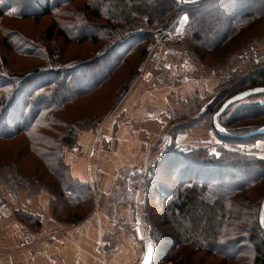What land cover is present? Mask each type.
Masks as SVG:
<instances>
[{"label":"trees","instance_id":"trees-1","mask_svg":"<svg viewBox=\"0 0 264 264\" xmlns=\"http://www.w3.org/2000/svg\"><path fill=\"white\" fill-rule=\"evenodd\" d=\"M72 1L74 0H0L1 30L4 29L3 19L6 17L37 21L52 15L49 32H54L57 25V33L68 42L103 43V52L92 60L74 64L70 62V65L64 66L55 61L54 48L51 51L43 42L27 37L22 32H8L5 29L4 36L0 37V143L23 137L24 145L28 147L23 155H34L44 164L48 173L54 176L58 189L55 190V182L53 186L44 184L46 172L28 176L26 171L17 170L15 159L22 158L21 155L1 154L0 167L10 164L14 168V171H10L16 175L11 180L15 183L14 189L9 182L7 186L13 191L20 185L29 186L33 193L42 187L49 189L54 195L53 216L64 223L84 220L95 205L93 188L71 174L66 151L63 150V147L72 149L77 146L78 133L81 129L88 128L84 126L88 120H81L76 127L72 126L59 116L66 106L97 91L133 52L140 50L142 59L147 52L146 45L152 41L156 30L170 25L180 11L188 16L185 29L179 34L180 40L194 42L196 46L192 43L190 46L203 62L207 53L214 52L221 45L243 34L252 25L264 23V0H188L186 4L176 0H84L85 4L80 8H68ZM200 2V6H192ZM143 7L148 13L144 12ZM99 19L104 22L101 23ZM173 29L176 31V26ZM261 41V37H255L242 50L231 52L230 61L237 60ZM9 53L29 59L40 57L42 62L34 68L12 71L7 68ZM244 71L250 78L248 81L240 83L238 87H235V82L227 88V82L238 75L224 78L218 91L212 94L215 100L209 108L203 113H197V117L194 113L191 117L214 122V113L226 99L246 89L264 86V56L255 58L252 55L249 66ZM130 85L131 82L125 86L124 91ZM193 104L203 107L206 100L194 99ZM188 112L181 111L179 120L174 123L175 138L190 126L193 127L191 117L188 118L187 125L180 121L182 115ZM263 113L264 101L247 100L236 110L234 120L222 125L228 132L245 134L249 130L243 132V126L231 128V124L244 117L251 118ZM99 121L88 126L95 127ZM67 126H70L68 130L62 129ZM261 126L264 124L255 125V129ZM55 130L59 140L51 134ZM219 137L230 144V148L220 147L219 155L210 154L207 148L188 150L190 152L173 148V160L175 164H180L179 172H182L180 178L183 184L179 188H169L166 181L159 179L162 178L160 165L165 162L167 154L163 153V160H158L146 170L154 167L152 177L163 183L164 215L179 230L178 236L161 237L158 241V246L167 243L168 250L157 264H203V260H194L196 253H204L205 257H220L222 261L230 263L264 264V229L259 220L260 207L251 206L244 197V193L255 191L254 188L264 176V157L246 154L237 148L239 144H251L264 138V134L248 137L220 134ZM9 160L14 162L9 163ZM182 160L187 164L183 165ZM152 192L153 190L149 192L148 198L150 194L152 196ZM153 193L157 195V192ZM197 202L202 209L201 213L193 212L196 209H192V205ZM87 207L84 213L73 212ZM68 210L72 211L70 217L62 219L61 215L68 213ZM17 216L35 230L42 226L39 216L25 211H17ZM199 222L202 224L199 225ZM146 234L145 244L152 245L155 252L152 234ZM162 239L164 241L160 242ZM182 248H189L190 254L181 253ZM149 264H153L152 260Z\"/></svg>","mask_w":264,"mask_h":264},{"label":"crops","instance_id":"crops-1","mask_svg":"<svg viewBox=\"0 0 264 264\" xmlns=\"http://www.w3.org/2000/svg\"><path fill=\"white\" fill-rule=\"evenodd\" d=\"M178 18L180 34L188 16L182 12ZM203 68L197 60L161 65L135 79L99 125L79 132L66 161L71 174L93 188L95 208L84 220L68 225L56 220L54 195L48 189L36 193L29 186L3 189L0 264H142L147 246L142 241L143 222L134 217L138 195L127 198L135 193L132 177L154 164L163 149L169 112L186 109L189 100L204 99L218 90L221 79ZM17 211L40 217L36 246L20 245L27 224Z\"/></svg>","mask_w":264,"mask_h":264},{"label":"rangeland","instance_id":"rangeland-1","mask_svg":"<svg viewBox=\"0 0 264 264\" xmlns=\"http://www.w3.org/2000/svg\"><path fill=\"white\" fill-rule=\"evenodd\" d=\"M180 2L181 4H186L187 2H199L200 0H176ZM85 4L84 0H74L69 5L68 8L71 7H77L80 8ZM200 3H196L192 6H200ZM144 12L148 13V10L143 7ZM183 11H180V13ZM180 13L178 16L175 17V19L170 23V25L176 26V23L178 21V17L180 16ZM185 14V13H184ZM136 20L139 18L134 17ZM101 23H103V19H99ZM141 19H139L140 21ZM201 20V18H200ZM53 21L52 15L46 16L41 18L40 20H33V19H17L12 17H6L3 19V27L4 31L5 29L9 31H19L25 34L27 37H31L33 39H36L39 42H43L45 44V47L52 51V49H55V61L61 62L64 66L70 65V62L77 63L82 61H89L92 60L96 55L103 52V43L97 42V41H86V42H76L66 41L63 37H61L57 33V25H55L54 32H49L48 28L51 26V23ZM264 23L260 25L254 24L252 25L249 30L243 31V34L238 35L233 40L221 45L219 48H217L214 52L207 53L208 56L204 60V62L200 59L198 54L195 52L193 48H191L190 43H194L192 41H182L181 46H183L185 49L189 50L192 55V61L197 60L203 65V69L207 72L212 73L215 75L218 79H221V82L224 78H230L231 76L238 75L234 80H229L226 85V87H230L233 83L236 82V86L240 85V83H245L250 78L249 76L244 73V71L249 66V61L252 58V55L255 56V58H260L264 56ZM2 29V28H1ZM0 29V37L4 36V31ZM263 29V30H262ZM173 30V29H172ZM218 30H220V26H218ZM48 31V33H47ZM178 31V30H177ZM176 31V32H177ZM181 35V33H180ZM243 36V37H242ZM53 37V38H52ZM255 37H261L263 41L259 42L256 46L252 47L251 50L248 49L247 52L242 55L240 58H237L235 61H230L229 54L233 51H238L239 49L242 50V48L246 47L249 42ZM260 41V40H259ZM105 43V41H104ZM214 43V41H213ZM1 45V44H0ZM147 46V45H146ZM193 46H196L193 44ZM5 49V48H4ZM6 53V51L4 50ZM237 53V52H236ZM147 54V52H146ZM237 56V55H236ZM146 55L141 59L140 58V50L135 51L131 54L130 57L127 58L126 62L122 65H120L113 73V75L107 79V81L95 92H93L91 95L87 96L86 98H82L79 101L67 105L65 110H63L59 116L63 118L64 120H67L69 124H72V126L76 127L78 122L81 120L84 121V119H87L88 121L84 126H87L86 129H91L94 127H90L91 123H93L96 120H100L99 123L103 118H105V115L110 113L112 109L117 105V103L123 98L124 94L127 90L124 91L125 86L137 78H142V76H138L139 74V68L144 61ZM42 58L35 57L34 59H29L26 57L16 56L13 55V53L8 54V66L7 68L12 71H22L25 68H34L36 64H40ZM75 61V62H74ZM220 63L218 66H209L214 63ZM190 62H188L189 64ZM187 64V63H184ZM209 64V65H208ZM235 72V73H234ZM231 82V83H230ZM221 84V83H220ZM219 89V88H218ZM241 89V88H240ZM218 91V90H217ZM216 91V92H217ZM215 92V93H216ZM214 95V94H213ZM256 96V97H255ZM210 97V98H209ZM212 98H215V96L212 97V95L204 98L203 100H206V103H208ZM247 100H261L264 101V95H254L247 99L238 101L236 103H233L228 107L227 113L223 115V117H219V122L222 124L227 123L229 120H234V115L236 110L239 106L243 105ZM190 101V100H189ZM187 102L186 103V109H183L181 111H189L188 114L182 115L180 118L181 122H185L187 125V120L189 117L194 115L197 117L198 114L203 113L202 109L203 107H199L198 105L193 104V102ZM214 102V101H213ZM211 105V104H210ZM209 105V106H210ZM185 106V104H184ZM189 106V107H188ZM209 108V107H208ZM207 108V109H208ZM177 110V108L175 109ZM181 111H175V112H169V115L167 117L169 118V126L167 127L166 134H165V144L163 146V149L160 150V153H158L156 159L154 160L158 162V160H163L164 154L166 155L165 162H163L162 165H160V176L159 179H162L166 181L169 185V188H179L183 184V180L180 178L181 173L179 170L181 169L180 164L176 163L173 160L175 154L173 152V148L177 147L182 152H190L192 149L195 148H207L209 150L210 154L219 155V149L220 147L230 148V144L226 143L225 139L222 137H219L220 134H222L214 122L211 120L203 119L199 120L198 118L191 119L193 120V124H191L193 127L190 126L189 129H187L184 133H180L174 137L173 130H174V123L179 120V115ZM198 113V114H197ZM197 114V115H196ZM215 114V113H214ZM84 124V122H81ZM99 123L97 125H99ZM211 123V124H210ZM210 124V125H209ZM264 124V113L259 114L258 116L251 117V118H242L235 121L231 124V128H237L238 126H243V132L245 131H252L255 130V125H261ZM61 126H64L62 124ZM182 126V125H181ZM223 126V125H222ZM224 127V126H223ZM70 126L62 127L63 130H68ZM225 128V127H224ZM85 128L81 129L79 132L83 131ZM225 132H228L225 128ZM247 132V133H248ZM53 136H55L56 140H59L58 132L55 130L52 132ZM23 136V135H21ZM231 137V136H230ZM23 137H18L14 141L10 142H4L0 143V155L5 154L6 156L10 153L17 154L18 156L21 155L22 158L15 159L17 162V170H20L21 172L26 171L28 176L35 175L36 173L43 174L46 172L47 174L44 177V184H47L49 186H53L55 182V190L57 191L58 186L56 185V180L53 175L48 173L47 168L42 164L34 155L30 156L29 154H24V150L28 147L24 145L25 139H22ZM79 138V133H78ZM168 140V141H167ZM263 140V141H262ZM170 141V143H168ZM167 142V143H166ZM264 142V138L258 139L257 141L251 143V144H239L237 148L246 154H255L256 156L264 157V147L261 143ZM233 145V144H232ZM63 150L66 151V157L67 153L69 152L68 147H63ZM190 150V151H188ZM162 153V154H161ZM29 155V156H28ZM163 155V157H162ZM161 158V159H160ZM13 160H9V163H13ZM160 163V161H159ZM183 165H186V161L182 160ZM3 164V163H2ZM154 168V167H153ZM149 169L148 171H142L135 173L132 177V181L134 184V194L132 196H127V198H133V196H137L136 201L138 203L136 204V207H138V210L135 212L134 217L140 218V220L143 222L144 227V235L145 238L143 243H145L146 240V233L151 232L152 237L154 239L155 243V252H153L152 256V262L153 264H157L160 262L162 255L168 250L167 243H161V246H158V241L162 237L170 238L178 236L179 230L174 227L171 223V220L167 216H165L164 211V201L162 200L163 195L165 194V190L163 189V183H160V181H156L155 178L152 177L151 172H154V170ZM159 168V167H158ZM157 169V166H156ZM14 168L10 164H5L2 167H0V193L3 191V189H7L8 191H13L9 189L7 186L8 182L14 189L15 183L11 180L15 178L14 173H10V171ZM147 174V175H146ZM163 176L165 178H163ZM147 177V178H145ZM39 186V185H38ZM163 186V187H162ZM23 187L20 185L17 190L19 191ZM45 187L39 188L37 190L40 191L41 189H44ZM47 189V188H45ZM137 189V190H136ZM49 190V189H48ZM157 192V195L152 192V196L149 192ZM255 191H252V193L247 192L244 193V197L249 200L251 206L255 207L256 205L259 207L261 206V199L264 195V176H262L260 183L254 188ZM50 191V190H49ZM36 193V192H35ZM148 194V195H147ZM135 200V199H134ZM135 201V202H136ZM260 203V204H259ZM198 204V205H197ZM197 204L194 203L192 205V209H196V211L193 212H200L202 209L199 206V202ZM95 208V205H94ZM92 208L90 210V213L94 210ZM64 209V208H63ZM88 209L87 208H78V211L73 212H81L84 213ZM67 211V210H65ZM72 211L68 210V213L61 215L62 219L70 217ZM204 212V211H202ZM89 213V214H90ZM189 213V211H188ZM201 213V212H200ZM202 216V215H201ZM56 219V217H55ZM61 222V220L56 219ZM203 218L201 217V222ZM64 223V222H61ZM203 223V222H202ZM202 223L199 222V225ZM73 224V223H64V225ZM25 228L32 229L37 238L38 241L33 246L23 247V248H30L36 246L40 242V238L38 235V229H33L31 226H26ZM180 229V228H179ZM24 231V229H23ZM23 234V232H22ZM22 238V236H21ZM20 238V243H21ZM147 239L150 240V238L147 236ZM164 240L162 239L163 242ZM146 245V244H145ZM108 246V241L107 245ZM189 248H182L181 253L183 254H190ZM194 260L196 262H199L203 260V264H240V263H230V262H224L221 260L220 257H205L204 253H196L194 255Z\"/></svg>","mask_w":264,"mask_h":264},{"label":"built area","instance_id":"built-area-1","mask_svg":"<svg viewBox=\"0 0 264 264\" xmlns=\"http://www.w3.org/2000/svg\"><path fill=\"white\" fill-rule=\"evenodd\" d=\"M172 29L173 25H168L166 28L156 30L152 41L147 45V54L139 68L138 76L146 77L164 64L181 65L191 62L190 51L181 46L179 34ZM37 241L35 232L30 228H24L20 245L33 246Z\"/></svg>","mask_w":264,"mask_h":264},{"label":"water","instance_id":"water-1","mask_svg":"<svg viewBox=\"0 0 264 264\" xmlns=\"http://www.w3.org/2000/svg\"><path fill=\"white\" fill-rule=\"evenodd\" d=\"M259 89H264V86H256V87L249 88V89H246L244 91L238 92V93L232 95L231 97H229L228 99H226L223 102V104L220 106V108L213 115L214 123L217 126L218 130L222 134H225V135H228V136H231V137H248V136H252V135L264 134V126H261V127L255 129V130H252V131H250L248 133H245V134H235V133H231V132H225V128L219 122V117L233 103H236L238 101L247 99V98H249L251 96H254V95L264 94V91H256V90H259ZM214 100H215V98H212L208 103H206L204 105L202 111L205 112L207 110V108L209 107V105L212 104ZM259 220H260L261 226L264 229V196H263V199H262V202H261V206H260ZM152 255H153V247H152V245H149L146 248V252H145L142 264H149L151 262V260H152Z\"/></svg>","mask_w":264,"mask_h":264},{"label":"snow or ice","instance_id":"snow-or-ice-1","mask_svg":"<svg viewBox=\"0 0 264 264\" xmlns=\"http://www.w3.org/2000/svg\"><path fill=\"white\" fill-rule=\"evenodd\" d=\"M256 91H264V89H259V90H256Z\"/></svg>","mask_w":264,"mask_h":264}]
</instances>
